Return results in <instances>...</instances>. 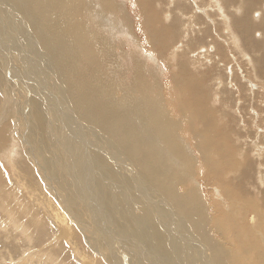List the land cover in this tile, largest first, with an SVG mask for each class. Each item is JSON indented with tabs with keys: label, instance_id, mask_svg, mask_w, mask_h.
I'll use <instances>...</instances> for the list:
<instances>
[{
	"label": "rangeland",
	"instance_id": "rangeland-1",
	"mask_svg": "<svg viewBox=\"0 0 264 264\" xmlns=\"http://www.w3.org/2000/svg\"><path fill=\"white\" fill-rule=\"evenodd\" d=\"M25 1H29V0H25ZM111 1H112L113 6H111V8H109ZM154 1H155L154 7L157 10V12L161 13L162 22L164 21V23L159 22L158 26H160V27L161 26H164V27L168 26L171 29L175 26V30H170V31L173 33H177V35L179 34L177 37V40L174 41L173 44L171 45V49L170 50L168 49V51H166V44H165L163 46L164 50H161V51H163L162 53H160L158 51V49L156 48V44L152 43V38L150 37L151 28L146 25V22H142L140 20V15H139V12L137 10V8L139 7L138 0H115L116 3H114L113 0H99L98 4L100 3L99 7H101V9H102V7L104 8V9H102L103 11H105V10L109 11L108 9L115 10L117 7V3H118V8L116 10L120 11L119 8H122V11H120L119 13L123 14V16H121V15L120 16L123 17L124 19L127 17V15L130 17V18L127 17L126 20L131 21V25L133 26V32H134L135 36L137 37L138 42L137 43L131 42V39L128 40V37L125 38V36L123 38H120V37L119 38L123 39V40L124 39L128 40L129 46L126 45L128 48H131V47L133 49L136 48L140 52H141V48H144L143 53L145 55V64L147 66V70H149V72L152 70V75L154 76V77L153 76L149 77L148 78L149 80L147 79V82L148 81L149 82L150 81H152V82L156 81L157 83L155 82V84H159V90H160V94H161L160 100L162 101V102H160L161 107L168 113V115L171 118L173 123L180 121L184 125V127L182 129H180L177 132V134H175V135L166 128H163L162 132H158V131H156L157 129H154V131L156 133V137L158 138V143H159L160 147H163L165 149V151L167 150L166 152L172 156V160L170 161V164H169L170 166H168L167 170L157 169L154 166L153 167L152 166L146 167V164L144 163V161L140 160L139 158H135L134 160H136L138 165L142 168L144 174H149L147 169H151V168L153 169V170H151V174L154 176H157L156 174H167V173H169L167 175L172 177L174 183L179 184V185H176V184L172 183L171 181H169L168 179H165L163 186L158 185L157 189L156 188L151 189L150 187L147 186L146 182L141 181L139 179H136L135 177L130 176L129 179L126 178V181H124V182H122L121 180H115V179L111 178L112 181L115 180V181H113L115 183L110 182V183H113L110 185L114 186L113 188L111 186L110 189L112 188L111 189L112 195L117 194V195H115L116 199H117L116 200V206H118V204L119 205L122 204L123 207H125V209L129 210L130 213H132L131 215L134 218H141V217L145 216L140 211V206L145 205V204H143L144 203L143 200H148L149 196H152L154 199H156V197L153 196L152 193H155L156 190H158L164 196L167 195L169 198L167 196L166 197L169 200L171 199L170 201L173 204V207L176 211L194 212L195 217L197 218V220L201 224L200 226H204L206 228L204 236L206 235L207 237H209V238H207V237H204L203 235H201V233H199L200 231L198 232L197 229H195L193 226H192L193 228H188V224H191V222L188 221L187 218L184 217L183 215L178 214L179 216H177V214L175 212L174 215L171 214V216H169L170 214L164 209L165 206L159 205V206H161L160 208L164 209L169 214V215H167L169 217L165 216L166 217L165 220L167 221V223L165 221V224L167 226L164 224L165 225V227H164V225L160 224L157 221V219L155 218V215L153 216V218L151 217L149 219L151 220V222H155V224L158 227H160V228L162 227L163 234L165 235L166 238H169V240L167 239L169 242L166 240L167 241L166 244H168L169 247L171 246L170 248L172 249V251H174L173 252V259H175L177 261H181L182 255L183 256L185 255V254H183V252H186L185 257L188 258L189 261L191 262L192 259H191L190 255L187 254V252H189L191 249H193L196 253L197 252L200 253V249H203V247H204V249L202 250L201 256L205 260L206 259L208 260V258H210L214 264H221L222 260H223V264H225V263L226 264H230V263H232V264H234V263L235 264H239V263L240 264H264V258H263L264 257V73L260 69V66L261 67L264 66V62L259 63L260 65L257 63V60L263 59V56H264V0H237V1L219 0L222 8L224 7L223 9L225 10V14L230 18V21H231V22H229V25L231 27L228 26V28H227V25L225 24L226 22L224 23V19H225L224 17L225 16L223 14H221L222 11L219 9V5L215 2H213V4H212L208 0H184V1L183 0H180V1L174 0L173 2H172V0H167V1L166 0H160V1L154 0ZM36 3L37 2L33 3V9L36 8V10H38V13L43 16L42 9L39 7L38 3L37 4ZM171 3H173V4L171 5ZM242 3L244 4V6ZM175 4H177V5L175 6ZM197 4H198V6H197ZM214 4L218 5V6L217 7L215 6V8H214L213 7ZM120 5H121V7H120ZM223 5H225V6H223ZM247 5L251 7V10H248ZM125 6L127 9L125 8ZM0 7L5 8L6 6L3 3H0ZM113 7L115 9H113ZM29 8L32 9L31 4L29 5ZM49 10L53 15H57L59 17V19L62 20V15H61L62 12L58 7H56V6L54 7V5L51 4L49 6ZM205 10L208 11V15L205 13V12H207ZM217 10L219 11V13L216 12ZM123 11H125V13ZM126 11H127V13L129 12L130 14L129 13L126 14ZM220 11H221V13H220ZM68 13H69V15H73V14H71V4H70V10ZM2 14H4V13L2 12ZM219 14H221V16H219ZM4 16L8 19L6 14H4ZM210 18H211V20H210ZM43 19L45 21L44 27L42 28L43 32L47 33V36H49V39L51 41V35H53L50 32L51 22H49L48 19L46 20L45 17ZM238 19L241 21H239ZM235 20L237 22H239L238 25H235V23H234V22H236ZM76 21L73 19V17L70 16L69 23H68V25H66L65 38L71 37L73 40V41L71 40V43L73 45L77 44L78 41L81 39L80 32H79L80 26L78 25V22H76ZM2 22L5 25H8L6 23L5 18ZM180 22H182V23L179 24ZM245 23L249 25V30H248L249 35L248 36L251 35V40L252 39L255 40L254 44H256L258 46L257 51L250 49V46H255V45L246 44V42L250 43L251 41H248V40L244 41L243 40V36H244L243 32H245L243 30V27H245ZM22 24H24V20H21V19L20 20L16 19L15 23L13 24V27L17 26L15 28L18 31L19 35L22 34L21 29H20V25H22ZM26 25H27V23H26ZM179 26H180L179 30L176 31ZM223 28H224V30H223ZM225 29H226V31H225ZM207 30L211 31L212 33H207L206 32ZM165 31H167V27L165 28ZM218 33L223 35V38L225 39V41L227 40L228 42L227 41L225 42L223 39L217 40V38L215 37L214 34H216L218 36ZM23 35H25V39L29 36L28 34H25V33H23ZM125 35H127V34H125ZM212 35H214V37H212ZM230 35L232 36V38H229ZM165 36H166L165 38H167V34ZM234 38L239 40L238 46L235 45L236 43L233 41ZM229 39H230V41H229ZM6 41H7V39H5V42ZM7 42L10 44L9 41H7ZM37 43L40 44L39 41H37ZM67 44H69V42H67ZM121 44H122V40H121ZM30 45H31V43H30ZM138 45L140 46V48H137ZM147 45H149L150 48H155V50H153V51L150 50V48L147 47ZM217 45L219 48L217 47ZM232 46H235V47L232 48ZM257 46H255V47H257ZM29 47L30 46H27V49H29ZM123 47H124V49L125 48L127 49V47H125V46H123ZM25 48H26V46H25ZM0 50H1V48H0ZM32 50H34L33 47L31 48V51ZM1 51H0V53H1L0 54V57H1L0 60L2 61V58H3V61L2 62L0 61V64H2V65H0V74L2 76L6 77L8 75L9 70L13 69L14 64H10L9 61L6 62L5 59L8 57V55H6V53H4L3 50H1ZM31 51H30V53H31ZM34 51H36V50H34ZM223 51L225 54L223 53ZM36 52L37 53H43L44 51L39 52V50H38ZM137 53H139V52L134 51L131 54L134 56ZM172 53H174V54H172ZM230 54H232V55H230ZM245 54H246V56H245ZM248 56H250L252 59H249ZM134 58L135 57H133V59ZM130 63L132 65L133 64L137 65V64H139V61H137V59L136 60L131 59ZM150 63H152V64H150ZM28 64L31 65L30 63H28ZM252 66H254V67H252ZM129 67L130 66L127 67L128 71H129ZM182 67H183V73L181 71ZM253 68H255V69H253ZM1 69L4 71H2ZM115 69H120V67L116 66ZM185 69L188 72H186ZM175 72H177L178 74H184L185 73L184 76L188 75V73H191L192 75H194V77L191 80V83L189 81H187V82H188V84L190 83L192 85L194 90H196V93H199L201 95H194V97H191L193 100H195V103L194 102L192 103L193 105L195 104L194 107L191 104L192 109L195 110L197 113H199L201 111L200 112V113H202L201 115H206V114L207 115H209V114L213 115L215 118V121H214L215 124L216 123L218 124V125L216 124V127L218 126V127H222L223 129L225 128L224 130L226 132H224V130L222 128H218V127L215 128V129H218L216 131L220 130V132H217L216 134H214V136H213L214 141H217L216 143H220V145H221L216 150L223 149L224 140H222V138L223 139L227 138V139H229V144H231V146H232V150H234V151L236 150V152L238 153V154L236 153V155H232L231 153L229 154L228 150H223L225 152L227 151L226 153H227V155H229V157L228 156L227 157L229 158V161L232 162V164H234L236 162L235 160H239L236 163H237V167H238L237 171L240 175L235 180V182L241 181L242 185H241V187L236 186L238 188V189L235 188V190H237V192L230 187L228 189H226L219 181H217L216 179L215 180L212 179L208 174H206L208 168L205 165H204V167H202L203 164L207 165V162H205L203 160V154L201 152H199L200 150H203V148L201 146H198L199 145L198 138H199V142L202 141V139H201L202 137L199 136V134H202V131H203V137H207V139H209V140H211V137L209 136L208 133L204 134V130H202L203 124L199 121L194 122L192 120L194 126L196 128H200L201 131H195V130L191 131V116H190V110L187 107L188 102L186 105V103L182 100L181 92H183V90H182V88H180V86L183 87V84L178 85V84L173 83L174 80H180V76L177 74H174ZM204 72H205V74H204ZM46 73H48V70ZM200 73H201V75H200ZM208 73H210V76L208 75ZM43 74H45V73H43ZM200 76L202 77V81H201V79L199 80L200 85L197 87V85L194 84L195 82L193 79H195V77L201 78ZM46 77H47V75H46ZM203 77L205 79H203ZM47 78H45L46 79L45 83L51 82L49 77H47ZM199 78H197V80L196 79L195 80L197 82H199L198 81ZM170 80H171L172 84L170 83ZM61 81L63 82V83L61 82V84H62L61 89H62L64 95L66 92V95L64 98H65V100L68 99L66 101L67 103H69L68 108H71L74 112H76L75 117L77 118V123L79 121L81 123V125L88 126L89 121L84 119L81 116V114L77 112L78 110H81V109L85 110L84 108H86V107H84L85 103L83 102L82 97L86 96L87 94H85V92L83 91L85 88H83L84 85L82 83V79H79V80L74 79V78L69 79L67 76L63 75L61 78ZM173 84L176 86L177 89L173 86ZM188 84L187 85L184 84V86H188ZM3 85H7V87L4 90H1V92H0V104H1L0 110L4 105V102H6V99L2 94L3 92H6V89L9 90V88H12V89L14 88L15 92L20 93L21 95L23 92L25 93L26 91L27 92L33 91L32 90L33 84H31L29 86V89H27L28 87L24 88L23 85L21 84V86L26 91L23 88L15 87V85L8 86V83L6 81ZM80 88H81V90H80ZM64 90H65V92H64ZM112 90L115 91V94L117 95L118 103L123 104V100H122V98H123L122 94L123 93L121 92L122 87H113L112 86ZM118 90L120 93L118 92ZM204 90H207L209 92V94L203 95L202 93ZM72 93H77V94H75V96H71V98H69V95ZM88 96H90V98H92L91 95H88ZM13 97H14V95L12 93H8V96H7V99L9 98L8 99L9 101L7 102V103H9L8 109H9V112L12 111L13 112V113L11 112L12 114L17 115V113H19L23 108V107L21 108V104L23 103L22 105H24V106H25V104L20 99H17L15 97H14L15 98L14 99ZM71 100L73 102H70ZM201 100L203 102H205V105ZM23 101H25V98L23 99ZM201 104H203V105H201ZM114 106H115V104H114ZM200 107H201V109H200ZM116 108L118 111L115 113V116H116L115 122L117 123V122H120L121 114L119 112L118 107H116ZM149 108L152 110L151 105ZM149 108H148V110H149ZM205 108L207 111L205 110ZM15 110L18 112H16ZM151 110L148 111V115H149V118L153 119L154 116H153V114H151V113H153V112H151ZM200 113H199V115H200ZM99 114L102 118H107V116H104L102 113H99ZM146 115H147V113H146ZM148 115H147L148 120L146 119V122H148L149 125H153L154 123L148 118ZM11 116L14 117L13 115H11ZM11 119H10L11 127H13L12 125H14V126L17 125V123H18L17 118H11ZM81 120H83L84 123ZM103 123H104L103 125L106 126V124H107L106 121H103ZM7 125H10V124H7ZM38 125H41V123H39ZM92 125L93 124H91V126ZM153 126L156 127L155 124ZM226 126H227V128H226ZM236 128L238 129L237 131H236ZM15 129H16L18 134L14 133L10 129L9 132H11V131L12 132H11V134L9 133L10 138L7 136V138H9V140L8 139L7 140L10 143L16 142V148L12 149L11 146L9 148L8 142H5L7 145H5L4 148L8 149V150L3 149L6 152L0 151V161H1L0 162V169H1V172L3 174L4 179L6 178L5 182L7 184L10 182L9 185L11 184L13 186L12 183H13V181L16 180V184H18L17 186H19V189L17 188V192H16L17 194L16 193L15 194H16V196L17 195L19 197L21 196L25 200L27 199L26 200L27 202L24 203L27 206L25 207V209L24 208H17V212H14L15 214L13 213V216L11 218L10 217L6 218L7 213L3 212L1 210L3 208H0V264H48V263H46L47 261L44 260L45 259L44 253H46V252L56 254L55 256H58L56 259V262L58 261V263L61 262L62 264H64V263L67 264L68 261H71L68 264H72V262H73V264H86V262H87V264H89V263L92 264L93 262H94L93 264H118V263L119 264L120 263L121 264H123V263L124 264H130L132 262H133L132 264H136V262L138 263V261L141 262L140 264H152L153 261H155L153 263L161 264L160 263V262H162V259H161L162 257L160 258L161 255L157 254L156 252L150 251L149 246H146L144 243L141 242V240L138 239L139 242H141L142 246L133 247L135 245H133V240L131 239V236L133 238L134 235L129 234V235H131L129 237H128V235L127 236L122 235V233H121L122 230H120L121 226H120V224H118V223H120L121 218H118V216H116L114 213H111L108 206L103 204V200L101 198L100 199L97 198L99 200L98 201L95 198L96 195H95V192L93 190H92L93 191L92 195L94 196L95 201L96 202L98 201L97 203L101 207H103V205H104L105 206V207H103L104 210H106V211L108 210L107 213H106V211H103L104 214H106V217L109 216L110 214H111L113 220L117 217L116 218L117 220L115 219V223L114 222H108V221H107V224L103 223L105 221L103 218H101V215H99V214L95 215V218H94L93 213L89 212L90 209H89V211L87 209V212H85L83 210H81L80 212L75 210L74 215L76 214L75 217L77 218L78 221L79 220L80 221L79 222L73 221L70 218L69 220L72 221L73 223L72 222L69 223V226L71 225L70 228L73 229V232H72V230L68 231V234H66V236L67 235H69V236L66 237L65 235H61L62 237H60V235H59L60 233H58V231L60 232V230H59L60 227L58 226V223L56 222L57 220L54 219V221H53L52 214L49 213L50 211L47 210L48 208L45 209V207H48V202L45 201V199H43V198H41L40 200H38L36 202L32 198H35L37 196L40 197V195H38V193H35L36 189L39 188L38 191L42 192L43 194L48 193L50 195V198H52L51 200H53V202L56 205H58V206L62 205L63 206V203H59L57 201L56 197L52 195L51 191H53V190L51 188V185L47 182V186H46V182L43 181V177L41 176V174H39L37 172L38 170H36L34 168L33 162H31L29 159H27V157H25L26 154L23 150H25V147L26 148L31 147L29 144L30 142H32L31 137H28V139H27V136H29V135L26 134L27 136H23L20 128L17 129L15 127ZM124 130L125 131L130 130L129 126L127 125L122 130V135L126 133ZM97 131L100 132L101 129H97ZM234 131L238 132L239 134L235 133ZM58 132H59V129H58ZM158 133L159 134L161 133V134L159 135ZM104 134H105L104 136L106 137L107 134L106 133H104ZM171 134H173V135H171ZM56 135H57V133H56ZM58 135H59V133H58ZM164 135L165 136L169 135L170 138H167L166 140H164L163 139ZM73 136H77V135L73 134ZM193 136L197 140L195 138H193ZM215 137L217 138V140H215L216 139ZM220 139H221V141H220ZM101 141H103V140L101 139ZM138 141H139V139L136 138L134 140V142H136V143L133 142L134 143L133 145L127 144V141L124 142L125 148H123V149L125 151H130V153H132V154L134 153V148H135V150H142L140 145L137 144ZM47 142H48V139H47V141H45V145ZM222 143H223V145H222ZM25 144H26V146H25ZM121 144H122L121 142H120V144L118 143L119 146H121ZM169 144H170V146H169ZM179 145L182 147H179ZM18 146L20 147L19 150L17 149ZM134 146H136V147H134ZM137 147H139V148H137ZM170 147H177V150L180 149L183 153H181V151L179 150V153L181 155L180 154L176 155L173 152V150H171ZM93 149L95 150V148H93ZM76 150H78V149L76 148L73 153L79 154V152ZM124 150H121V152L125 153ZM229 151H231V150H229ZM1 152H2V154H1ZM5 153H7V154H5ZM20 156H23L25 158L22 159V158H20ZM177 156L178 157L181 156V157H179L180 160H177V159H179ZM44 157L47 158L48 155L46 154V156H45L43 154V160H45ZM21 159L26 160L24 162V165H26L27 163L30 164V165L28 164V166L31 167L30 168L31 170H29L28 168H25V171L28 169L29 171L32 172L33 176H36V179H35V177L33 178V181L35 180L34 181L35 183L33 182L34 183L33 185L27 179H26L27 181L25 179L21 180L23 178L22 175H20V177L17 178V174L16 173L13 174V168H14L13 166H15V162H17V161L20 162V161H22ZM73 159L74 160H72L70 158V160L72 162L78 163L79 160H78L77 154H74ZM15 160H17V161H15ZM65 160H66V157H65ZM183 160L185 162H183ZM45 162H46V164H49L48 161H45ZM215 165H216V163H214V166H213L214 169H215ZM111 166H114V164L112 165V163H111ZM49 167L51 168V166H49ZM117 167L119 168V165H117ZM94 168L97 171L96 174L101 175L105 172L104 174L106 176H110V174L109 175L106 174L105 168H103V167H100V168L94 167ZM218 169L220 171L222 170V168H218ZM100 170L101 171L103 170L104 172L102 171L100 173ZM14 172H15V169H14ZM35 172L37 174L34 175L33 173H35ZM177 173L180 175H178ZM226 174H231V173H226ZM57 176L62 177L60 174ZM57 176L55 175V178ZM83 176H84V174H82V177ZM228 178H230V175H228ZM56 179H54V181H55L54 183L57 184L55 187H57V189L59 191H61L62 189H61L60 185H58ZM129 180H130V182H129ZM22 181L25 185H26V182H28V185L31 188V190L32 189H33V191L35 190L34 196L31 197V199H30V196H32L31 190H30V188L28 189V187H27L28 185L25 186L22 183ZM36 182H38V183L36 184ZM73 182H74V180L71 183L72 187L75 186V183L73 184ZM104 182H106V181L104 180ZM171 183L174 184L175 186H177L178 191L176 190V192H173L170 190L169 187H170ZM35 185H37V186H35ZM134 185H135V187H134ZM183 185H184V187H183ZM5 186H6V184H5ZM40 186H42V187L40 188ZM33 187H35V189ZM242 187L247 192L243 193ZM147 188H148V191H146ZM85 189H87V191L89 190L88 187H85ZM142 189L143 190L145 189V192ZM150 189L152 191H149ZM75 191H76V189H75ZM139 191H140V193L138 194L137 192H139ZM158 191L156 192V194L158 193ZM19 192H20V194H18ZM23 192H24V194H21ZM142 193L144 195L146 194L147 196L145 195L146 196L145 197L144 195H142ZM176 193L179 195H177ZM13 194H12V196L11 195L9 196V198H11L10 200H12L13 198L14 199L16 198V196H14L15 194L14 195ZM75 196H76V192H75V195L73 197L68 198V203L70 206L73 205L74 208L77 207L78 209H80L79 208L80 204L79 203L77 204V202H78L77 200L75 201V199H76V198H74ZM141 196H144L145 198L141 200ZM157 196L159 197L160 194ZM177 196H179V197H177ZM243 196H244V198L242 199ZM70 198L71 199L74 198V199L71 200ZM247 198L252 200L253 202H255L256 207L254 209L249 208L250 204L247 205ZM17 199H19V198L17 197ZM15 201L19 202L20 199L19 200L15 199L14 202ZM72 201H73V203H72ZM42 202H44V204H42ZM12 204H13L12 208H15L16 204L15 203H12ZM0 205H1V202H0ZM237 206L240 207V210H242V212H244L243 210H245V209L247 210V212H246V214H248L247 215L248 217L246 216L247 219H244L242 217L243 215L238 216V214H236L237 216H235V214H230L231 215V216H229L230 218L228 217V210H235L234 213H238L239 210L235 208ZM183 207H185V208H183ZM166 208H168V207H166ZM28 209L31 212H28L27 213L28 215L25 216L24 211L26 212ZM250 210L252 212H250ZM34 211H36V212L33 214L32 212H34ZM38 211H40V213ZM154 213H155V211H154ZM22 214H23V216H22ZM30 214H31V216H30ZM40 214L44 215L43 218L46 219L45 221L48 222V224H49L48 226L50 228L44 227V226H42V224L39 225ZM88 214H89V216H88ZM205 214L208 216L207 218H206ZM14 215H17L16 218L18 219L17 220L18 226L21 225L20 219L24 220V219L28 218L29 221L32 222L31 225H34L33 226L34 229L31 228V230H33L32 233H34L33 234V237H34L33 243L29 244V240H25V236L21 233V231L17 228V226L12 223L11 219L14 217ZM223 215H225V216H223ZM1 216H4L5 218L1 217ZM20 217H22V218H20ZM232 217H234V218L231 219ZM146 218H147V216H145V219ZM235 218H236V221L239 220L238 225H237V222L235 221ZM218 219H219V221H218ZM227 219L231 220V221H228ZM232 220H233V223H232ZM252 220H253V222H252ZM116 221L117 222L119 221V222L117 223ZM74 222H75V224H74ZM172 222H174L173 224L176 226L179 225V226H177L178 227L177 229H173L172 227H170V225L173 226ZM244 222L247 223V226L248 225L250 226V229H249V226L246 227V224ZM90 223L92 225H90ZM94 223H95V225H94ZM100 223L102 224V226ZM112 223H114V224H112ZM229 223L231 225L233 224L232 227H230ZM77 224L81 227L79 228ZM86 224L88 225V230L90 231V233H89V231H87L89 233V235L87 234L88 236H86L82 232L83 228L85 230H87V228L85 227V226H87ZM243 224H245V225H243ZM38 225L43 227L44 230L41 227H39ZM96 225H97V227H96ZM103 225H105V226H103ZM106 226L108 228V232H109V230H111L113 228L112 229L113 233H114L113 235L106 234ZM241 226H243V227H241ZM45 228H46V230H45ZM165 228L166 229L169 228V229L166 231ZM235 228H237V229H235ZM74 229H75L76 233L74 232ZM180 229H182L181 233L184 231L183 229H185L186 232L191 231L192 240H195L197 242L194 241V242H192L193 244L190 243V245H193V246L186 248L185 246H187V245H185L184 242L182 241V239H181L182 237L179 238L178 233L174 232L176 230L177 232L180 233ZM242 229L246 230V231L242 232L243 231ZM97 230H99V231H97ZM240 230H242V231H240ZM40 231H41V234H40ZM118 231H120V234ZM93 232L96 233L95 234L97 237L96 240H94L95 238L90 237V235L94 236ZM236 232H238V233H236ZM170 233L172 234L173 237H170L171 236ZM101 234H103V235L100 237ZM22 235H23V237H21ZM57 235H59V236H57ZM73 235H74V237H72ZM107 237L109 238V240L107 239ZM72 238H73V241H72L73 243L70 242V240ZM79 238H80V240H79ZM101 238H102V240H101ZM175 238L177 240H175ZM75 240L78 241L80 245L79 244L77 245L76 243H78V242H76ZM90 240H91V242H90ZM100 240L102 242H100ZM53 241H55L56 243ZM92 242H97V243H92ZM120 242L123 244L124 243H127V244L121 245ZM244 242H245V244H244ZM107 244L109 245V247H107L108 251L107 252L105 251L106 252L105 257L103 258L102 255H98L101 253H97L96 251L103 248V250H100L101 252H103L104 248ZM49 245H52V246H49ZM85 245H86V247H85ZM97 245L99 247H97ZM201 245H203V246H201ZM237 246H239V247H237ZM59 247H60V249H59ZM73 247L74 248L76 247L78 250L76 249L77 251H75V249ZM113 248H115V249L113 250ZM124 248H125V250H124ZM197 248H198V251H196ZM179 249H182V250H179ZM188 249H190V250H188ZM40 250L43 251V254H44L43 256L41 254L42 251H41V253H38V251H40ZM88 250H89V252H88ZM216 250H219V251H216ZM82 251H84V252H82ZM144 251L146 252V254L144 253ZM108 252H109L110 256H109ZM116 252L117 253L119 252L118 254L120 256H118ZM203 253H205V254H203ZM216 253L219 254L221 261L219 260V257L216 255ZM83 254H85V256L86 257L88 256V257L85 258V256ZM90 254L92 255V257L90 256ZM143 254L145 255L144 257H143ZM152 254H155L156 256L155 255L152 256ZM209 254H210V257H209ZM231 254H232V256H231ZM80 256H82V257H80ZM89 256H90L91 260L88 259ZM138 256H139V258H138ZM157 256L160 259H156ZM43 257H44V259H43ZM93 257H95V260H93ZM140 257H142L143 259L142 258L140 259ZM261 257L263 258L262 260H261ZM63 258L65 259V261H63L64 260ZM106 258H108L109 261H107L108 259H106ZM115 258H117V260H115ZM184 258L182 259L181 264H185ZM59 259L61 261H59ZM67 259H68V261L66 263ZM147 259L151 263L149 261H147ZM200 260H201V257H200ZM49 261L50 260H48V262ZM112 261H113V263H111ZM117 261H119V262L117 263ZM130 261H132V262H130ZM199 261L196 262L195 264H199ZM238 261H240V262H238ZM125 262H127V263H125ZM49 263L51 264V261Z\"/></svg>",
	"mask_w": 264,
	"mask_h": 264
},
{
	"label": "bare ground",
	"instance_id": "bare-ground-1",
	"mask_svg": "<svg viewBox=\"0 0 264 264\" xmlns=\"http://www.w3.org/2000/svg\"><path fill=\"white\" fill-rule=\"evenodd\" d=\"M98 1L99 0H29V1H25V0H0V3H3L6 6L5 8L0 7V48H1V50L4 51V53H6V55H8V57L5 59L6 62L9 61L10 64H14L13 69L9 70L8 75L6 77H4L0 74V92H1V90H4L7 87V85H3L5 83V81L8 83V86L15 85V87H20V88L28 87L27 89H29V86L31 84H33L32 85L33 91L27 92L23 88L26 92L25 93L21 92L22 95L20 93L15 92L14 88L13 89L9 88V90L6 89V92L2 93L6 99V102H4V105L0 110V151L4 152L5 150H8V149L4 148V146L7 145L5 142H8L9 148H10V146L12 149L16 148V142L10 143L8 141L10 138L9 133L11 134L12 131L14 133H17L15 127L17 129H19V128L21 129L23 136L29 135V136H27V139H28V137H31L32 142L29 143L31 147L30 148L27 147L28 149L25 147V150H23L26 154L25 157H27V159H29L31 162H33L34 168L36 170H38L37 172L39 174H41V176L43 177V181L46 182V186H47V182L51 185V188L53 190V191H51L52 195L56 197V199L59 203H63V206L62 205H59V206L56 205L53 202V200H51L52 198H50V195L48 193L43 194L42 192H39L38 191L39 188H37L36 191L35 190L34 191H35V193H38V195H40V197L37 196V197L32 198V199H34L37 202L38 200L43 198V199H45V201L48 202V207H45V209L48 208L47 210L50 211L49 212L50 214H52L53 221H54V219L57 220L56 222L58 223V226L60 227V229H59L60 232L58 231V233H60L59 234L60 237H62L61 235L66 236V234H68V231L72 230V232H73V229L70 228L71 225L69 226V223H71L72 221H70L69 219L71 218V220H73V221H78L77 218L75 217L76 214L74 215L75 210H77L79 212L81 210L87 212V209H88V211L90 209L89 212L93 213L94 218H95V215L99 214V215H101V218H103L105 221L103 223L107 224V221L115 223V219L117 217L115 218L113 216L115 218L114 220H113L111 214L106 217V214H104V212H103V211H106L103 208L105 206L103 205V207H101L97 203L99 201L98 199L101 198L103 200V204L108 206L110 212L114 213L116 216H118V218H121L120 223H118L119 221L118 222L116 221V222L118 224H120V226H121L120 227L121 229L120 228L119 229L122 230V232H121L122 235H126V236L128 235V237L131 236L129 234L134 235L133 238L131 236V239L133 240V245H135L133 247L142 246L141 245V242H142L146 246H149L150 251L156 252L157 254L161 255L160 256V258L162 257L161 258L162 262H160L161 264H181L182 259L186 256V252H183V254H185V255L184 256L182 255L181 261H177V260L173 259V252L174 251H172V249L170 248L171 246L169 247V245L166 244L167 241L169 240V238H166L165 235L163 234L162 227L161 228L158 227L155 224V222H151V220L149 218H151V217L153 218V216L155 215V218L157 219V221L160 224L164 225L165 221H166L165 216H167L169 214H170L169 216H171V214L174 215V213L176 212L177 216H179L178 214H181L184 217H186L188 221L191 222V224H188V228L194 227L195 229H197L198 232L200 231L199 233H201V235L204 236L206 228L204 226H200L201 224L197 220V218L195 217V213L194 212L176 211L173 207V204L170 201L171 199L169 200L168 199L169 197L166 194L165 195L168 198L166 196H164L162 193H160L158 190H156V192L158 191L157 194H156V192L152 193V195L155 196L156 199H154L152 196H149L148 200H143L144 201L143 204H145V205L140 206V211L142 212V214L147 216V218L145 219V216H143L141 218H134L131 215L132 213H130L129 210L125 209V207H123L122 204L121 205L118 204L119 207L116 206V200L117 199H116L115 195H117V194L112 195V193H111V189L114 186H112L110 184L115 183L113 181L121 180L122 182H124V181H126V178L129 179L130 176L146 182L147 186L150 187L151 189L152 188L157 189L158 185L163 186L165 179H168L169 181L174 183L173 178L167 175L169 173H167V174H156L157 176L152 175L151 170H153V169L151 167H150L151 169H147L149 174H144L142 168L138 165V163L134 159L139 158L140 160L144 161V163L146 164V167H149V166L153 167L154 166L157 169L167 170L168 166H170L169 164H170V161L172 160V156L166 152L167 150L165 151V149L163 147H160V145L158 143V138L156 137V133H155L154 129H157L156 131H158V132H162L163 128H166L175 135V134H177V132L180 129H182L184 127V125L180 121L173 123L171 118L169 117L168 113L161 107L160 102H162V101L160 100L161 94H160V90H159V84H155L156 81L155 82H152V81L147 82V79L153 75H152V70L150 72H149V70H147V66L145 64V55L143 53L144 48H141V52H140L136 48L133 49L132 47L128 48L126 46V45L129 46V43H128L129 39H131V42H134V43L138 42L137 37L135 36V34L133 32V26L131 25V21L126 20L127 17H129V16L127 15V17L125 19L123 17H121V16H123V14H120L119 12L122 11V8H119L120 11L116 10L118 8V3H117V7L115 6L116 9L113 7V9H115V10H112V9L110 10L107 8L109 11H106V10L103 11L102 9H104V8L102 7V9H101V7H99L100 3L98 4ZM113 1H114V3H116L115 0H113ZM157 1H160V0H157ZM173 1L174 0H172V2ZM177 1H180V0H177ZM208 1H210L212 4H213V2H215L219 5V9L222 11V13H221V11H220V13L225 16L224 17L225 18L224 23L226 22L225 24L227 25V28H228V26L231 27L229 25V22H231L230 18L225 14V10L223 9L224 7L222 8L219 0H208ZM230 1H232V0H230ZM233 1H237V0H233ZM35 2H37L39 7L42 9V14L45 17V19L46 20L48 19V21L51 22L50 32L53 34V35H51V41L52 42L50 41L49 36H47V33L43 32V29H42L44 27V24H45V21L43 19L44 17L38 13V10H36V8L33 9V3H35ZM154 2H155L154 0H138L139 7L137 8V10H138L139 15H140V20L142 22H146V25L151 28L150 37L152 38V43L156 44V48L158 49V51L160 53H162L163 51H161V50H164L163 46L165 44H166V51H168V49L169 50L171 49V45L173 44L174 41L177 40V37L179 34L177 35V33H173L170 31V30H175V26L172 29L169 28L168 26H166L167 31H165L166 27L158 26V23L162 22V15L160 12H157V10L155 9V7H154L155 3ZM30 4L32 5V9L29 8ZM51 4L54 5V7L56 6L61 10L62 20L59 19V17L57 15H53L50 12L49 6ZM70 4H71V14H73V15H69V13H68L70 10ZM172 4L173 3H171V5ZM176 5L177 4H175V6ZM218 5L214 4L213 7L215 8V6L217 7ZM111 6H113L112 1L110 2L109 8H111ZM197 6H198V4H197ZM223 6H225V5H223ZM243 6H244V4H243ZM120 7H121V5H120ZM125 8H126V6H125ZM218 10L216 12L219 13ZM248 10H251L250 6H248ZM127 11H126V14L129 13V12L127 13ZM205 11H207V10H205ZM2 12L7 15L8 19L4 16V14H2ZM123 12L125 13V11H123ZM205 13L208 15V11ZM221 14H219V16H221ZM70 16L73 17V19L75 21L77 20L76 22H78V25L80 26L79 32H80L81 39L78 41L77 44H74V45L71 43V40H72L71 37L65 38L66 25H68V23H69ZM4 18H5L6 23L8 25H5L2 22L4 20ZM16 19L24 20V24L20 25V29H21V33H22L20 35L18 34V31L15 28L17 26L13 27V24L15 23ZM210 20H211V18H210ZM239 21H241V20H239ZM26 23H27V25H26ZM162 23H164V21ZM181 23L182 22H180L179 24H181ZM234 23H235V25L239 24V22H237V21ZM179 28H180V26L177 28L176 31H178ZM223 30H224V28H223ZM243 30L245 31V32H243V35H244L243 40L244 41H247V40L251 41L250 43L246 42V44H253V45L257 46L256 44H254L255 40H253V39L251 40V35L248 36L249 35L248 34L249 25L248 24L245 23V27H243ZM225 31H226V29H225ZM206 32L212 33L209 30H207ZM23 33L28 34L29 36L25 39V35H23ZM125 34H127V35H125ZM166 34H167V38H165ZM214 35L217 38V40L223 39L225 41V39L223 38V35H221L220 33H218V36L216 34H214ZM214 35H212V37H214ZM124 36H125V38L128 37V40L127 39H124V40L120 39V38H123ZM229 38H232V36L230 35ZM5 39H7V41H9L10 44L7 41L5 42ZM36 40L39 41L40 44H38ZM121 40H122V44H121ZM229 41H230V39H229ZM233 41L236 43L235 45H237V46L239 45V40L234 38ZM67 42H69V44H67ZM30 43H31V45H30ZM25 46H26V48H25ZM27 46H30L29 49H27ZM123 46L127 47V49L126 48L124 49ZM255 46H250V49L257 51L258 46L257 47H255ZM32 47L36 51L39 50V52H41V51H44V52L43 53H37L34 50L31 51ZM147 47H149V45H147ZM217 47H218V45H217ZM233 47H235V46H232V48ZM137 48H140V46L138 45ZM150 50L153 51V50H155V48H150ZM30 51H31V53H30ZM134 51H138L139 53H137L136 55L133 56L131 53ZM223 53H224V51H223ZM172 54H174V53H172ZM230 55H232V54H230ZM245 56H246V54H245ZM133 57H135L134 58L135 60L137 59V61H139V64H137V65L133 64L132 65L130 63L131 59L134 60ZM248 58L252 59L250 56H248ZM2 61H3V58H2ZM261 62H264V56H263V59L257 60L258 64ZM28 63H30L31 65H29ZM150 64H152V63H150ZM0 65H2V64H0ZM116 66H119L120 69H115ZM128 66H130L129 71L127 70ZM252 67H254V66H252ZM253 69H255V68H253ZM260 69L264 73V66L263 67L260 66ZM47 70H48V73H46ZM2 71H4V70H2ZM181 71L183 73V67H182ZM186 72H188V71L186 70ZM43 73H45V74H43ZM174 74L179 75L180 80H174L173 83L178 84V85L183 84V87L180 86V88H182V90H183V92H181L182 100L186 103V105L188 102L187 107L190 110V116H191V131H193V130L201 131L200 128H196L193 124V121L194 122L199 121L203 124L202 130H204V134L208 133L209 136L211 137V140L207 139V137H203V131H202V134H199V136L202 137L201 138L202 141L199 142V138H198V143H199L198 146H201L203 148V150H200V151L198 150V151L203 154V160L205 162H207V165L203 164L202 167H204V165H205L208 168V170L206 169L207 170L206 174H208L212 179H214V180L216 179L217 181H219L226 189H228L229 187L234 189V190H235V188L238 189L236 186L241 187V185H242L241 181L235 182V180L240 175L237 171L238 167H237V163H236L239 160L234 159L236 162L234 164H232V162L229 161V158H228L229 155H227V153H226L227 151L226 152L223 151V150H228L229 154L231 153L232 155H236V153H237L236 150L235 151L232 150V146H231V144H229V139H227V138L226 139L222 138V140H224V145L222 143L223 149L216 150L221 145H220V143H216L217 141H214V138H213L214 134H216L217 132H220V130L216 131L218 129H215L218 126L216 127L217 123L215 124V122H214L215 121L214 116L211 114L201 115L202 114V113H200L201 111L199 112L200 113V115H199V113H197L195 110H193L192 106H191V104L193 102L195 103V100H193L191 97H194V95H201L199 93H196V90H194V88L190 84L194 75H192L191 73H188V75L184 76L185 73L184 74H178L177 72H175ZM204 74H205V72H204ZM46 75H47V77H49L51 82L45 83V80H46L45 78H47ZM63 75L67 76L69 79H73V78L77 79V80L82 79V83L84 85L83 88H85L83 91L85 92V94H87L86 96L82 97L83 102L85 103L84 107H86V108H84L85 110L81 109V110H78L77 112L80 113L84 119L89 121L88 126L81 125V123L79 121L77 123V118L75 117L76 112H74L71 108H68L69 103L66 102L68 99L65 100V98H64L66 95V92L64 90V92H65V95H64V93L61 89V85H62L61 84V82H62L61 78ZM200 75H201V73H200ZM208 75L210 76V73H208ZM197 78H199V77H195L196 80H197ZM195 79H193L195 82L194 84H196L198 87L200 85L199 80L201 79V81H202V77L198 79L199 82H197ZM203 79H205V78L203 77ZM187 81H189L190 83L188 84ZM170 83L172 84L171 80H170ZM21 84L23 85V87L21 86ZM174 84H173V86L176 88V86ZM184 84H186V85L188 84V86H184ZM112 86L113 87H122L121 92L123 93L122 94L123 96L122 95L121 96L123 97L122 98L123 104L118 103L117 95L115 94V91L112 90ZM80 90H81V88H80ZM118 92H119V90H118ZM8 93H12L15 98L20 99L25 104V106L22 105L23 103L21 104V108L22 107L23 108H22V110L20 109L21 111L19 113H17V115L12 114L13 113L12 111L9 112V109H8L9 103H7L9 101L8 100L9 98L7 99ZM75 94H77V93L70 94L69 98H71V96H75ZM202 94L208 95L209 92L207 90H204ZM88 95H91L92 98H90V96H88ZM24 98H25V101H23ZM70 102H73V101L71 100ZM203 103L205 105V102H203ZM114 104L116 107H118L119 112L121 114L120 122H117V123L115 122V118H116L115 113L118 110L114 106ZM150 105L152 107V110L149 108ZM194 105H193V107H194ZM201 105H203V104H201ZM148 108H149V110H148ZM200 109H201V107H200ZM150 110H151V112H153V113H151L154 116L153 119L149 118L148 111H150ZM205 110H206V108H205ZM16 112H18V111H16ZM99 113H102L104 116H107V118H102ZM146 113L148 115V118L156 125V127L153 126L154 124L149 125V123L146 122V119H147ZM11 115H13L14 117H12ZM11 118H17V120H18L17 125H15V126L12 125L13 127H11V121H10ZM81 121L83 122V120H81ZM103 121H106V123H107V124L105 123L106 126L103 125L104 124ZM39 123H41V125H38ZM7 124H10V125H7ZM91 124H93V125L91 126ZM127 125L129 126L130 130H127V131L124 130L126 133L122 135V130ZM218 128H222V127H218ZM226 128H227V126H226ZM10 129L12 130L11 132H9ZM58 129H59V132H58ZM97 129H101V131L98 132ZM237 130L238 129L236 128V131ZM236 131H234V132L239 134ZM224 132H226V131L224 130ZM56 133H57V135H56ZM58 133H59V135H58ZM104 133L107 134L106 137L104 136L105 135ZM73 134L77 135V136H73ZM173 134H171V135H173ZM7 136L9 138H7ZM136 138L139 139L137 144L140 145L142 150H135V148H134L133 154L130 153V151H125L123 149V148H125L124 142L127 141V144L133 145L134 143H136V142H134V140ZM167 138H170V136L169 135L163 136L164 140H166ZM193 138H195V137L193 136ZM47 139H48V142L45 145V141H47ZM101 139L103 141H101ZM215 140H217V138ZM119 141L122 143L121 146L118 145V143L120 144ZM220 141H221V139H220ZM25 146H26V144H25ZM169 146H170V144H169ZM134 147H136V146H134ZM179 147H182V146L179 145ZM19 148L20 147L18 146L17 149L19 150ZM76 148L78 149L76 151H78L79 154L73 153ZM93 148H95V150ZM137 148H139V147H137ZM170 148H171V150H173V152L176 155L180 154L179 153L180 149L177 150V147H170ZM3 149H5V150H3ZM121 150H124L125 153H122ZM229 150H231V151H229ZM181 153H183V152L181 151ZM1 154H2V152H1ZM5 154H7V153H5ZM43 154L45 156L47 154L49 158L44 157L45 160H43ZM74 154L78 155V160H79L78 163H76V162L74 163L70 160V158L72 160H74L73 159ZM25 157L20 156V158H22V159ZM65 157H66V160H65ZM179 157H181V156H179ZM177 160H180V158ZM15 161H17V160H15ZM25 161L26 160H22L20 162H18V161L15 162V166H13L14 168L12 167L13 168V174L16 173L17 178H19L20 175H22L23 178L21 180L27 179L33 185L35 183L34 182L35 180L33 181V178L35 177V179H36V176H33L32 172L29 171V170H31L30 169L31 167L28 166L29 163L24 165ZM45 161H48L49 164H46ZM183 162H185V161L183 160ZM111 163H112V165L114 164V166H111ZM214 163H216L215 169L213 167ZM117 165H119V168L117 167ZM49 166H51V168ZM94 167L105 168L106 174L107 175L110 174V176H106L104 174L105 172L103 170H102L104 172L103 174H101V175L96 174L97 171ZM25 168H28L29 170L27 169L25 171ZM218 168H222V170L220 171ZM14 169H15V172H14ZM102 171L100 170V173ZM226 173H231V174H226ZM33 174L35 175L37 173L35 172ZM59 174L62 177L57 176ZM82 174H84L83 177H82ZM55 175L57 176L56 177L57 179L55 178ZM178 175H180V174H178ZM228 175H230V178H228ZM111 178H113L115 180L112 181ZM5 179H4L3 174L1 172V169H0V202H1L0 208H3L1 210L3 212L7 213L8 217L6 216V218H9V217L11 218L13 216V213L17 212V208H24L25 209V207L27 205H25L24 203L27 202L26 201L27 199L25 200L21 196H20L21 198L18 195L16 196L17 188L19 189V186H17L18 184H16L15 179H14L15 181H13V183H12L13 186L11 184H10L11 186L9 185L10 182L7 184L5 182ZM54 179H56L58 185H60V187L62 189L61 191H59L57 189V187H55L57 184L54 183L55 182ZM103 179L106 182H104ZM73 180H74L73 184L75 183L74 187L71 186V183ZM110 182H113V183H110ZM129 182H130V180H129ZM22 183H23V181H22ZM37 183L38 182H36V184ZM172 183L170 184L169 188L171 191L176 192V190L178 189L177 186L174 185L176 183H174V184H172ZM5 184H6V186H5ZM26 185H28V182H26ZM176 185H179V184H176ZM35 186H37V185H35ZM84 186L88 187L89 190L87 191V189H85ZM111 186H112V188L110 189ZM27 187H28V189L30 188L29 185ZM41 187L42 186H40V188ZM134 187H135V185H134ZM183 187H184V185H183ZM33 188L35 189V187H33ZM75 189H76V191H75ZM151 189L149 191H152ZM30 190H31V188H30ZM92 190L95 192V195H96L95 198L96 199L98 198L97 202L95 201V198L92 195V192H93ZM34 191H33V189L31 190L32 196H30V199H31V197L34 196ZM143 191L145 192V189ZM146 191H148V188L146 189ZM235 191L237 192V190H235ZM75 192H76V196L74 198H76L75 201L76 200L78 201L77 204L78 203L80 204V206H79L80 209H78L77 207L74 208L73 205L70 206L68 203V198L73 197L75 195ZM242 192L244 193L247 191L242 187ZM13 193L14 194L16 193V194L14 195ZM137 193L139 194L140 191ZM12 194L14 196H16V198H15L16 200L20 199V201L14 202V200H15L14 198L12 200H10L11 198H9V196L10 195L12 196ZM18 194H20V192ZM21 194H24V192ZM159 194H160V196L158 197L157 195H159ZM142 195H144V194L142 193ZM177 195H179V194H177ZM144 196H141V200L144 199L147 195L145 197ZM17 197L19 199H17ZM177 197H179V196H177ZM74 198H72V199L70 198V199L73 200ZM243 198H244V196L242 197V199ZM12 203L16 204L15 208H12V205H13ZM72 203H73V201H72ZM42 204H44V202H42ZM248 204H250L249 205L250 209H254L256 207L255 202H253L252 200L247 198V205ZM159 205L165 206L164 209L169 214L164 209L160 208L161 206H159ZM166 207H168V208H166ZM183 208H185V207H183ZM235 208L239 210L238 213H234L235 210H228V217L231 216L230 214H235V216H237L236 214H238V216L243 215L242 217L244 219H247L248 214H246V212H247L246 209L243 210L244 212H242V210H240L239 206H237ZM36 211H34L32 213L34 214ZM107 211H106V213H107ZM154 211H155V213H154ZM28 212H31V211H29V209L26 212L24 211L25 216L28 215L27 214ZM38 212L40 213V211H38ZM250 212H252V211L250 210ZM31 214H30V216H31ZM89 214H88V216H89ZM22 216H23V214H22ZM43 216L44 215H41V214L39 216V222H40L39 225L42 224V226H44V227H49L48 222L45 221L46 219L43 218ZM169 216H167V217H169ZM223 216H225V215H223ZM1 217H4V216H1ZM16 217H17V215H14V217L11 219L12 223L14 225H16L17 228L21 231V233L25 236V240H29V244L33 243L34 242V239H33L34 233H32L33 230H31V228L34 229L33 228L34 225H31L32 222L29 221V219L27 218L24 220L20 219L21 225L18 226V224H17L18 219ZM207 217L208 216L206 215V218ZM20 218H22V217H20ZM233 218L234 217H232L231 219H233ZM236 218H235V221H236ZM218 221H219V219H218ZM228 221H231V220H228ZM236 222L238 225L239 220ZM252 222H253V220H252ZM114 223H112V224H114ZM166 223H167V221H166ZM173 223L174 222H172V224ZM232 223H233V220H232ZM74 224H75V222H74ZM245 224H246V227L249 226V225L247 226V223H245ZM245 224H243V225H245ZM90 225H92V224L90 223ZM94 225H95V223H94ZM165 225H164V227H165ZM232 225L230 224V227H232ZM101 226H102V224H101ZM103 226H105V225H103ZM177 226H179V225H177ZM177 226L174 224H173V226L170 225V227H172L173 229H177L178 228ZM39 227H41V226H39ZM78 227L80 228L81 226L78 225ZM85 227L87 228V230H85L83 228L82 232L86 236H88L90 233V231L88 230V225ZM96 227H97V225H96ZM241 227H243V226H241ZM41 228L44 230L43 227H41ZM112 229L109 230V232H108V228L106 226V234L113 235L114 233H113ZM168 229H166V231ZM235 229H237V228H235ZM249 229H250V226H249ZM45 230H46V228H45ZM181 230L182 229H180V233L177 232L176 230L174 232L178 233L179 238L182 237L181 238L182 241L184 242L185 245H187V246H185L186 248L193 246V245H190V243L195 241V240H192V238H191L192 237L191 231L186 232L185 229H183L184 231L181 233ZM242 230H240V231H242ZM87 231H89V233ZM97 231H99V230H97ZM244 231H246V230H243L242 232H244ZM74 232H75V229H74ZM118 232L120 234V231H118ZM236 233H238V232H236ZM40 234H41V231H40ZM95 234L96 233H94V236L90 235V237L95 238L94 240H96V238H97ZM23 235L21 237H23ZM59 235H57V236H59ZM102 235L103 234H101L100 237ZM67 236H69V235H67ZM72 237H74V235ZM170 237H173L172 234ZM204 237H207V236L205 235ZM207 238H209V237H207ZM107 239L109 240L108 237H107ZM138 239L141 240V242H139ZM79 240H80V238H79ZM101 240H102V238H101ZM101 240H100V242H102ZM175 240H177V239L175 238ZM72 241H73V238L70 240V242H72ZM53 242H55V241H53ZM76 242H78V241H76ZM90 242H91V240H90ZM97 242H92V243H97ZM195 242H197V241H195ZM76 244L78 245L79 242ZM124 244L126 245L127 243H124ZM124 244L121 243V245H124ZM244 244H245V242H244ZM98 245H97V247H99ZM49 246H52V245H49ZM201 246H203V245H201ZM85 247H86V245H85ZM107 247H109L108 244L105 246L103 252L100 251V250H103V248H101L99 250L96 249L97 250L96 252L101 253L98 255H102V257L104 258L105 253L108 251ZM237 247H239V246H237ZM59 249H60V247H59ZM74 249H75V251L78 250L76 247ZM114 249L115 248H113V250ZM203 249H204V247H203ZM203 249H200V253H198V252L196 253L193 249H191V250L188 249L190 251L187 252V254L190 255L192 261L190 262L189 259L185 257L184 258L185 264H195L196 262H198L200 260V257H201L202 261L200 260L199 264H212L213 262L211 261L210 258H208V260L207 259L205 260L201 256ZM124 250H125V248H124ZM179 250H182V249H179ZM41 251L42 250L38 251V253H41ZM196 251H198V248L196 249ZM216 251H219V250H216ZM82 252H84V251H82ZM88 252H89V250H88ZM118 253H117V255L120 256ZM144 253L146 254L145 251H144ZM41 254H42V256L45 254L44 255L45 259H44V257H43V259L45 261H47L46 263H48V264H50L49 263L50 261H51V264H62L61 262H59V263H58V261L56 262V259L58 257V256H55L56 254H52L49 252H46L43 254V251ZM108 254H109V252H108ZM203 254H205V253H203ZM210 254H209V257H210ZM83 255L85 256V254H83ZM153 255H155V254H152V256ZM216 255L219 257V260L221 261L219 254L216 253ZM90 256L92 257L91 254H90ZM90 256L88 259H90ZM109 256H110V254H109ZM144 256L145 255L143 254V257ZM231 256H232V254H231ZM80 257H82V256H80ZM87 257L85 256V258H87ZM138 258H139V256H138ZM141 258L142 257H140V259ZM160 258L157 256L156 259H160ZM263 258L261 257V260ZM106 259H108V258H106ZM148 259H147V261H149ZM48 260H50V261L48 262ZM93 260H95V257H93ZM115 260H117V258H115ZM59 261H61V260L59 259ZM63 261H65V259ZM67 261H68V259L66 260V263H67ZM107 261H109V259ZM70 262L71 261H68V263H70ZM118 262L119 261H117V263ZM130 262H132V261H130ZM153 262H155V261H153ZM153 262H152V264H156ZM238 262H240V261H238ZM111 263H113V261ZM125 263H127V262H125ZM132 263H130V264H132ZM140 263L141 262H139V261H138V263L136 262V264H140ZM72 264H73V262H72ZM86 264H87V262H86ZM221 264H223V260H222ZM230 264H232V263H230Z\"/></svg>",
	"mask_w": 264,
	"mask_h": 264
}]
</instances>
